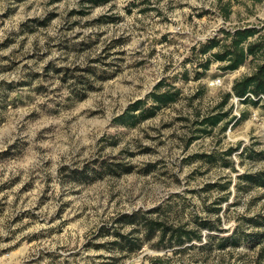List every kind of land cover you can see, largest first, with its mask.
I'll list each match as a JSON object with an SVG mask.
<instances>
[{"label":"rangeland","instance_id":"1","mask_svg":"<svg viewBox=\"0 0 264 264\" xmlns=\"http://www.w3.org/2000/svg\"><path fill=\"white\" fill-rule=\"evenodd\" d=\"M240 27L264 33V0H0V264H264V186L243 177L264 172V101L232 92L260 59L200 53ZM160 81L176 102L116 121ZM229 93L236 119L200 131Z\"/></svg>","mask_w":264,"mask_h":264},{"label":"trees","instance_id":"2","mask_svg":"<svg viewBox=\"0 0 264 264\" xmlns=\"http://www.w3.org/2000/svg\"><path fill=\"white\" fill-rule=\"evenodd\" d=\"M225 33L227 39L230 38L229 43H225L224 39L213 37L209 39V41L205 45L202 46V48L200 49V53L207 54L210 52L212 56L206 58L203 66L205 69H208L210 63L212 62V59H215L217 61L225 62V65H223L222 67L224 70L233 71L244 65L249 58H259L260 62L257 63L255 70L252 73L236 80L232 86L233 94L237 96L242 103H252L257 105L264 101V33H261V31L255 27H240L235 29L234 31H225ZM216 47H223V49L212 52V50ZM163 87L164 82L160 81L154 87L153 91H151L146 96L145 99H138L134 103L130 104L129 107L124 111V113L116 118V121L123 125L132 126L137 124L141 120L154 116L156 112L161 108L169 106L170 104L176 102L180 94L179 89H176L174 87H167L163 89ZM230 95L231 93H229L227 97H225V100L222 101V103L218 104L215 107L216 111L214 113L208 114L198 122V124L202 126V128L199 129L200 131L210 133L212 128L218 126L222 122H224L225 130L229 123H231L232 120L236 119V116L228 118L231 110L222 111V107L228 102ZM149 102L151 104L147 106V103ZM198 137V135H195L193 139ZM236 150H238V147L231 148L229 150V154ZM255 154H258L259 156L264 155V153L262 152ZM243 177L247 181L254 183L255 185L264 186L263 171L255 174H244ZM138 216H140L139 211L132 214H122L118 218V222L122 224V226L136 225L139 223L137 220ZM252 220L255 221V219ZM259 220H263L260 225L264 226V216ZM155 225H157L161 229V232L163 234L162 237L172 231L170 235V241L174 240V242L176 243L182 244L186 240L201 238V233H192V231L188 229H184L181 227L172 229L166 226L164 223H153L152 221L146 222V226L149 228V230L153 229ZM201 225L206 228H213V226L210 225L207 220H204ZM116 234L120 237V241H118L116 244L121 245L122 248L132 252L137 251L141 248L142 243L136 241L133 237H131L130 234L125 235L120 232H116ZM238 238V235L235 234L234 236L224 239L221 245L225 246L227 244H231L237 246L240 242V239Z\"/></svg>","mask_w":264,"mask_h":264}]
</instances>
